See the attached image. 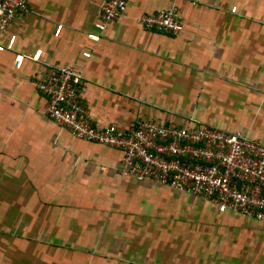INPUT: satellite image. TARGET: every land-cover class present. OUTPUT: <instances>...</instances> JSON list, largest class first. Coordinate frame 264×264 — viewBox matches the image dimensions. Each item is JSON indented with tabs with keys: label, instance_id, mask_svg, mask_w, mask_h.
Here are the masks:
<instances>
[{
	"label": "crops",
	"instance_id": "0c3cea01",
	"mask_svg": "<svg viewBox=\"0 0 264 264\" xmlns=\"http://www.w3.org/2000/svg\"><path fill=\"white\" fill-rule=\"evenodd\" d=\"M105 1L30 0L0 36L17 35L0 50V264H264V221L122 175L123 151L51 119L36 85L72 66L95 124L198 120L264 143V0H130L90 39ZM173 4L178 36L141 24Z\"/></svg>",
	"mask_w": 264,
	"mask_h": 264
},
{
	"label": "built area",
	"instance_id": "2783aa9c",
	"mask_svg": "<svg viewBox=\"0 0 264 264\" xmlns=\"http://www.w3.org/2000/svg\"><path fill=\"white\" fill-rule=\"evenodd\" d=\"M130 0H106L95 30L88 36L100 40L112 21L121 19ZM200 4L204 0H186ZM30 0H0V36L18 15L29 11ZM237 7L232 11L236 12ZM148 29H159L178 36L184 20L171 7L140 17ZM63 25H59V35ZM17 35L0 50H13ZM42 49L17 53L15 64L40 62ZM91 57V52L84 53ZM83 71L62 65L50 68L49 75L36 80L48 99L46 113L58 124L83 140L123 151L121 174L139 181H153L199 196L216 204L221 212L233 211L264 221V143L240 131L230 132L193 120L192 126L166 125L146 120L130 129L99 125L92 121L89 108L80 100Z\"/></svg>",
	"mask_w": 264,
	"mask_h": 264
},
{
	"label": "rangeland",
	"instance_id": "374dc122",
	"mask_svg": "<svg viewBox=\"0 0 264 264\" xmlns=\"http://www.w3.org/2000/svg\"><path fill=\"white\" fill-rule=\"evenodd\" d=\"M183 125H185V124H183ZM250 237V236H249ZM251 238V237H250Z\"/></svg>",
	"mask_w": 264,
	"mask_h": 264
}]
</instances>
